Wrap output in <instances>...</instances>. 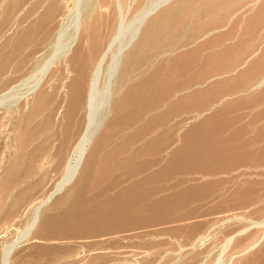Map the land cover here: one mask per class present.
<instances>
[{"label": "rangeland", "instance_id": "1", "mask_svg": "<svg viewBox=\"0 0 264 264\" xmlns=\"http://www.w3.org/2000/svg\"><path fill=\"white\" fill-rule=\"evenodd\" d=\"M124 1L129 17L152 0ZM246 2L190 0L160 19L94 153L9 264H264L254 223L264 218V84L250 89L264 75V5ZM73 9L0 0V93L33 81ZM100 9L38 88L0 106V264L83 130L88 79L115 24Z\"/></svg>", "mask_w": 264, "mask_h": 264}, {"label": "bare ground", "instance_id": "2", "mask_svg": "<svg viewBox=\"0 0 264 264\" xmlns=\"http://www.w3.org/2000/svg\"><path fill=\"white\" fill-rule=\"evenodd\" d=\"M111 1L112 4L108 1L98 5L96 0H73L74 9L66 17L69 24L62 25L64 29L70 26L71 30L63 40H60L58 36L52 53L36 69L33 81H27L28 84L26 83L24 90L18 85L19 87L13 86L0 93V106L12 107L17 105L21 97L39 87L54 61L65 60L68 54L72 52L80 36L82 25L92 17L95 10L101 8L100 11L106 12L107 15L111 9L114 10V30L106 46L97 57L88 79L83 130L73 145L70 155L67 156L60 179L54 184L47 196L33 206L31 218L21 234L6 244L2 253V264H9L13 249L22 240L30 236L38 222L41 207L77 176L83 165L94 153L96 138L103 134V127L110 120L114 104L117 102L120 107L124 104L129 91L128 84L131 79L138 75L137 60L139 55L148 44L154 29L160 24V19L167 18L190 0H152L139 5L129 17L127 14L131 7V1ZM259 2L260 7L264 5V0H247L243 8H251ZM62 31L64 30L62 29ZM263 84L264 75L260 77L258 82L250 86V89L256 90ZM200 173L204 174L205 171H200ZM254 223H259L264 227V218ZM232 237L233 235L228 236L225 244Z\"/></svg>", "mask_w": 264, "mask_h": 264}]
</instances>
